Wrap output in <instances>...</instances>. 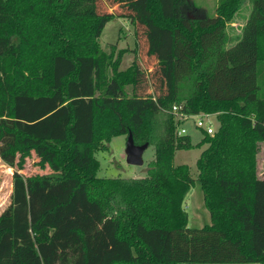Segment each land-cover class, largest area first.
I'll return each mask as SVG.
<instances>
[{
  "label": "trees",
  "instance_id": "trees-1",
  "mask_svg": "<svg viewBox=\"0 0 264 264\" xmlns=\"http://www.w3.org/2000/svg\"><path fill=\"white\" fill-rule=\"evenodd\" d=\"M0 0V159L12 168L0 211V264H264V0L248 34L227 47L241 0L191 17L185 0ZM126 16L146 41L154 91L127 47L98 37ZM216 112L213 133L178 134L164 109ZM131 131L154 145L142 177L100 176L98 150ZM192 176L178 148L201 147ZM34 154L43 173L25 174ZM200 182L209 222L188 226L184 199Z\"/></svg>",
  "mask_w": 264,
  "mask_h": 264
},
{
  "label": "rangeland",
  "instance_id": "rangeland-1",
  "mask_svg": "<svg viewBox=\"0 0 264 264\" xmlns=\"http://www.w3.org/2000/svg\"><path fill=\"white\" fill-rule=\"evenodd\" d=\"M219 0H185L184 12L191 17L198 15L213 16L216 14V7ZM102 5L104 9L116 10V12L125 11V7L118 5L117 3L111 4V0H103ZM253 14V5L250 0H241L239 8L234 13L232 20H229L224 25L225 41L224 45L229 47L235 44L237 41L245 37L248 32V25ZM98 40L103 48L109 49V43L115 42L117 48L127 47L128 51L124 54L122 66L128 65L132 59H137L142 67L145 69L146 75V88L148 92L154 91V83L151 75L155 59L153 57H147L145 53L146 41L143 37L137 38L134 32V26L126 16H114L108 20ZM258 81L261 85L260 93H264V76L258 75ZM166 110H164L165 112ZM196 117H192L187 123L189 133L192 140L197 141L203 136V132L194 126V120ZM215 126L218 122L216 117L211 116ZM126 135L119 134L112 136L108 142V148L98 150L96 156L100 161V167L97 174L100 176L109 177H142L146 175L148 162L154 156V145L148 144L144 149L142 157L143 162L140 164H132L126 161ZM205 145L201 147L192 148H178L175 150L174 162L175 163H187L190 166V173L192 176H196V158ZM264 148V146H263ZM36 157L31 154L27 157L25 167L21 170L25 174L30 173H43L49 171L50 168H40L36 162ZM264 168V150L258 152V170L259 172ZM12 168H9L6 163L0 159V211L9 203L10 193L12 186ZM264 174V172H263ZM184 207L188 212V226L199 227L204 223L209 222V212L203 202V191L200 186V182L195 179L187 192L184 199ZM201 264H260L257 262H205Z\"/></svg>",
  "mask_w": 264,
  "mask_h": 264
},
{
  "label": "built area",
  "instance_id": "built-area-1",
  "mask_svg": "<svg viewBox=\"0 0 264 264\" xmlns=\"http://www.w3.org/2000/svg\"><path fill=\"white\" fill-rule=\"evenodd\" d=\"M174 115L177 119V133H187L188 128L186 123L192 118L196 117L194 122V126L198 129H205L208 133H213L216 129L215 123L213 122L211 116L216 117V112H197V113H190L181 110V105L173 104L170 108L164 109Z\"/></svg>",
  "mask_w": 264,
  "mask_h": 264
},
{
  "label": "water",
  "instance_id": "water-1",
  "mask_svg": "<svg viewBox=\"0 0 264 264\" xmlns=\"http://www.w3.org/2000/svg\"><path fill=\"white\" fill-rule=\"evenodd\" d=\"M148 142L135 143L132 132L129 131L126 136V161L132 164H140L143 162V151L148 146Z\"/></svg>",
  "mask_w": 264,
  "mask_h": 264
},
{
  "label": "crops",
  "instance_id": "crops-1",
  "mask_svg": "<svg viewBox=\"0 0 264 264\" xmlns=\"http://www.w3.org/2000/svg\"><path fill=\"white\" fill-rule=\"evenodd\" d=\"M263 146H264V142L261 143V147H260V150H261V151L264 150ZM9 168H10V167H9ZM263 172H264V168H263L260 172H259V170H258V173H259L261 176H264ZM11 187H12V186H11ZM10 190H11V189H10Z\"/></svg>",
  "mask_w": 264,
  "mask_h": 264
}]
</instances>
